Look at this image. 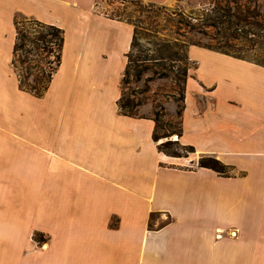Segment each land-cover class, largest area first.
Returning <instances> with one entry per match:
<instances>
[{
  "label": "crops",
  "instance_id": "1",
  "mask_svg": "<svg viewBox=\"0 0 264 264\" xmlns=\"http://www.w3.org/2000/svg\"><path fill=\"white\" fill-rule=\"evenodd\" d=\"M103 1L0 0V97L20 91L16 18L66 37L38 105L48 119L34 136H0V264H264V64L192 46L177 138L195 151L167 155L150 110L119 109L134 26ZM154 212L171 220L146 234Z\"/></svg>",
  "mask_w": 264,
  "mask_h": 264
},
{
  "label": "rangeland",
  "instance_id": "2",
  "mask_svg": "<svg viewBox=\"0 0 264 264\" xmlns=\"http://www.w3.org/2000/svg\"><path fill=\"white\" fill-rule=\"evenodd\" d=\"M214 6L230 7L232 12L242 13L248 16L250 21L255 22V35H246L245 29L248 25L243 26L245 22L240 24L242 28L238 31H235L234 28L228 30L230 33H233L234 30L235 36L230 37V40L236 44V49L241 48L240 51L234 48L228 53L264 64V0H212V2L210 0H176L170 4L154 3L153 5H150V2L141 0L139 2H136V0H104L99 2L97 10L107 17L133 22V26L135 23L140 27L133 51L134 55L139 53L160 54L162 51L157 50L159 44L170 43L174 50L188 55V67L194 69V59L193 55L190 54V48L197 45L190 44L184 49H181V46L178 45L182 41L189 40L202 44L218 45L226 37L221 30L214 27L204 26L202 27L203 31L191 30L182 23V18L196 17L202 10ZM21 28L33 34V30L28 23L21 24ZM163 51L168 50L164 49ZM16 58L22 69L23 79L25 78V81L32 85L41 86L42 83L38 82L43 75L41 64L45 61V56L35 50L32 52L21 50L17 53ZM22 59L27 60V63L21 65L19 60ZM163 61L161 64L149 61L153 69L145 72L139 81H136L132 70L129 80L127 82L122 81V92L124 90L129 94L132 93L136 100L142 102L135 108L137 116L146 115L147 110L151 111L153 117L156 112H160L163 122L170 120L178 126L177 111L183 103L182 98L184 93L186 95V92L182 89L180 81L174 76L173 72L169 76L162 75L166 71L162 67L163 63L170 66L172 64L169 60ZM27 65H30L29 69H26ZM170 69L171 67H168V70ZM176 69L177 66L174 70ZM18 87L20 91L9 87V95L0 97V136H34L35 126L39 124L40 120H47L49 117L48 114L41 115L38 112V105H44L43 96L45 93L36 96L32 91L20 88L19 78ZM165 130L167 128H161L160 132L163 133ZM176 136L177 134H173L169 138H162L158 143L166 139L177 140ZM191 153L188 152L187 156ZM170 220L169 215L154 212L149 220L143 224V229L148 234L151 231L159 230ZM112 225H116L115 221ZM36 237L42 244L47 242L45 236L43 240L39 239L38 236ZM143 248L144 245L140 241L139 251L144 252Z\"/></svg>",
  "mask_w": 264,
  "mask_h": 264
},
{
  "label": "trees",
  "instance_id": "3",
  "mask_svg": "<svg viewBox=\"0 0 264 264\" xmlns=\"http://www.w3.org/2000/svg\"><path fill=\"white\" fill-rule=\"evenodd\" d=\"M140 0H136L139 2ZM212 2V0H210ZM154 3L150 2V5ZM182 23L191 30L196 31H203L202 27H214L215 29L221 30L223 35H225L226 39L220 42L218 45L216 44H202L198 42H194L192 40L189 41H182L181 49L189 46L190 44H194L197 46L206 47L213 50L222 51L228 53L232 49H236L237 46L235 43L231 42L230 37H234V30L238 31L241 29L242 26L240 24L248 25L247 29H245L246 35H255V22L250 21L249 17L243 15L242 13L232 12L230 7H219L214 6L210 9L202 10L198 16L196 17H189V18H182ZM28 23L33 30V34L26 31V29L21 28V24ZM131 24L133 22H130ZM16 25V34H15V43L13 47V55H12V65L17 72V76L19 78V86L20 88L28 89L34 93L36 96L43 95L46 90L49 88L54 74L57 72L58 68L62 63V56L64 45L66 41L65 31L63 28L55 25V24H48L36 19H29L18 17L15 21ZM233 30V33H230L228 30ZM140 27L134 23V34L131 41V47L129 52L126 54L127 56V65L125 69V74L123 76V82H127L129 80V76L134 71L136 81L142 79V76L148 70H152L153 67L149 64V61H155L161 64L164 62L163 60H169L172 64L166 65L163 63L162 67L166 70L162 73V75L169 76L171 72H173L174 76L180 81L182 85V89L186 92L187 80L189 76V67L188 61L189 57L186 53H180L177 50H174L170 43L159 44V48H157L160 54H145L139 53L134 55V47L136 45V39L138 37V31ZM177 45V44H176ZM168 51H163L164 49ZM236 49L238 51L241 50ZM21 50H27L28 52H32L35 50L37 53L45 56V61L41 64L43 75L41 80L38 83H42L41 86L32 85L23 79V75L21 74V67L18 65L17 53ZM184 51V50H183ZM174 61H176L174 63ZM21 65L27 63V60L22 59L19 60ZM178 62V64H176ZM175 66L177 69L174 70ZM30 65H27L26 69H29ZM167 67V68H166ZM168 67H171V71L168 70ZM173 69V70H172ZM133 94H129L123 90L120 99L118 100V106L122 113L135 116V108L140 105L142 102L140 100H136ZM185 98L186 95H183V103L179 107L177 114L179 117L178 126L175 125L172 121L163 122L162 115L160 112H156L154 116L155 121V129L153 133V139L158 142L162 138H169L173 134H177L178 138L182 135V114L185 108ZM161 128H167L163 133L160 132ZM158 149L161 152H164L170 156H187L188 152H194L195 148L192 145H185L182 144L179 139L172 140L166 139L158 144ZM199 165L202 167L212 168L220 173L227 174L229 167L224 164L221 160L212 157V156H205L200 158Z\"/></svg>",
  "mask_w": 264,
  "mask_h": 264
},
{
  "label": "built area",
  "instance_id": "4",
  "mask_svg": "<svg viewBox=\"0 0 264 264\" xmlns=\"http://www.w3.org/2000/svg\"><path fill=\"white\" fill-rule=\"evenodd\" d=\"M121 1H123V0H121ZM177 137V136H176Z\"/></svg>",
  "mask_w": 264,
  "mask_h": 264
}]
</instances>
